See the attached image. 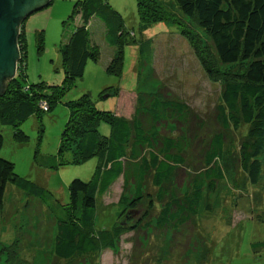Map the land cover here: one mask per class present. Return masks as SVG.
Instances as JSON below:
<instances>
[{
	"label": "rangeland",
	"instance_id": "rangeland-1",
	"mask_svg": "<svg viewBox=\"0 0 264 264\" xmlns=\"http://www.w3.org/2000/svg\"><path fill=\"white\" fill-rule=\"evenodd\" d=\"M78 1L50 0L49 5L23 22L27 65L24 85L64 83L62 46L82 24L80 12L72 15ZM107 2L121 14L124 26L134 32L136 41L151 43L146 44L147 54L135 44H126L123 75L108 72L114 49L105 40L100 29L104 30L102 23L92 22L91 32L102 54L99 62L89 61L84 75L49 111L21 124L20 129L28 136L25 142H18L14 130L0 121V133L5 140L0 157L14 163L19 176L50 191L62 204L68 203L70 183L76 178L89 181L98 158L75 162L73 151L60 153L61 135L69 119L67 102L87 93L97 109L112 110L116 98H104L101 93L107 88L123 86L138 88L143 97L156 95L186 106L187 122L182 127L166 123L159 128L162 134L184 139L185 163L162 190L148 177L142 184L141 202L135 199L136 185L129 184L124 190L120 178L98 198L96 226L99 230H111L122 223L128 232L114 249L78 255L72 260L59 259L54 253L56 224L49 217L47 207L9 184L0 216V264H264V249L260 246L264 243V221L260 219L262 216L264 220V155L262 178L258 185H252L240 162L241 144L251 142L250 127L241 124L225 128L217 122L216 113L222 101L220 84L206 74L180 33L185 29L194 36L204 61L213 69L224 70L226 66L214 59L207 35L181 16L176 0H155L154 6L171 12L181 23L178 26L174 24L178 20L153 23L147 31L142 28L138 0ZM114 61L116 70L119 64L118 60ZM54 92L53 88L45 87L44 93L49 97ZM98 130L108 135L110 126L101 120ZM217 134L224 136V155L217 165L225 172V179L219 182L215 192L204 197L197 215L188 222L159 228L157 220L165 202L173 194L184 196L194 178L206 167L205 154ZM160 192L164 195L162 202L158 200ZM124 199L130 203L126 204Z\"/></svg>",
	"mask_w": 264,
	"mask_h": 264
},
{
	"label": "trees",
	"instance_id": "trees-1",
	"mask_svg": "<svg viewBox=\"0 0 264 264\" xmlns=\"http://www.w3.org/2000/svg\"><path fill=\"white\" fill-rule=\"evenodd\" d=\"M176 3L181 16L207 35L214 49V59L226 66L224 70L213 69L204 61L194 36L185 29L180 33L206 74L220 84L222 101L216 113L217 122L225 128L241 124L250 127L248 136L251 142L241 144L240 162L248 173L250 184L258 185L262 178L264 155V0H176ZM154 4L155 0H138L142 28L146 31L153 23L167 24L170 20H178L164 8L156 9ZM79 12L82 24L62 46L65 64L62 86L23 84L27 78V65L21 27L18 40L21 59L17 76L7 83L0 95L1 124L10 126L20 143L28 138L20 129L21 124L40 112L49 111L52 104L84 75L89 61L99 62L102 54L91 32L92 22L102 23L104 30L100 29L105 40L114 49L108 72L123 75L126 44H135L144 54L149 50L146 45L149 41H136L134 32L127 30L121 14L107 0H80L75 4L72 15ZM178 22L174 24L178 26L181 20ZM114 60L119 64L116 70L113 68ZM137 83L139 87V77ZM45 87L54 89L51 97L44 93ZM137 90L123 86L103 90L101 95L104 98H116L115 108L108 111L97 109L87 93L67 102L69 119L61 135L60 153L73 151L75 162L97 156L98 164L89 181L72 180L70 200L66 204L37 183L19 176L14 163L0 157V216L5 207L7 186L11 184L28 197L39 200L51 213L49 217L56 224L54 253L59 259L72 260L78 255L114 249L128 231L122 223L111 230L97 228L98 198L123 178L124 190L134 183L135 199L141 202L142 184L148 177L151 176L154 186L162 190L185 163L184 139L162 134L159 128L166 123L182 127L187 122L186 106L156 95L143 97ZM101 120L110 126L108 135H102L98 130ZM4 142L0 133V151ZM224 148V136L215 135L205 154L206 167L194 178L182 198L173 194L165 202L157 220L159 228L183 225L197 215L204 197L215 192L219 182L225 179V172L217 165V160L223 158ZM159 194L158 200L164 201V195ZM124 200L126 204L130 203L128 199ZM262 218L260 216L264 221ZM260 246L264 249V243Z\"/></svg>",
	"mask_w": 264,
	"mask_h": 264
},
{
	"label": "water",
	"instance_id": "water-1",
	"mask_svg": "<svg viewBox=\"0 0 264 264\" xmlns=\"http://www.w3.org/2000/svg\"><path fill=\"white\" fill-rule=\"evenodd\" d=\"M49 3L50 0H0V95L17 76L23 22Z\"/></svg>",
	"mask_w": 264,
	"mask_h": 264
}]
</instances>
